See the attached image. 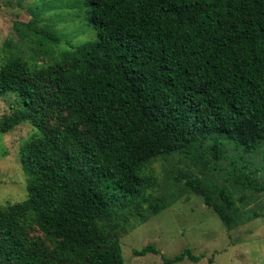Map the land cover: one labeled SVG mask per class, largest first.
<instances>
[{
  "label": "trees",
  "instance_id": "trees-1",
  "mask_svg": "<svg viewBox=\"0 0 264 264\" xmlns=\"http://www.w3.org/2000/svg\"><path fill=\"white\" fill-rule=\"evenodd\" d=\"M87 4L94 40L57 53L60 39L31 21L24 43L3 46L0 97L12 111L0 131L34 134L20 147L28 196L0 208V262L125 264L122 236L169 207L155 161L181 154L207 167L264 145V0ZM178 173L236 227L226 190ZM241 173L250 186L254 172Z\"/></svg>",
  "mask_w": 264,
  "mask_h": 264
},
{
  "label": "rangeland",
  "instance_id": "rangeland-1",
  "mask_svg": "<svg viewBox=\"0 0 264 264\" xmlns=\"http://www.w3.org/2000/svg\"><path fill=\"white\" fill-rule=\"evenodd\" d=\"M87 3L88 0H0V62L7 41H26V26L31 21L38 30H48L60 39L57 53L94 40L96 31L87 20ZM11 111L8 100L0 97V121ZM33 134L29 124L7 134L0 131V208L28 196L20 147ZM153 167L160 179L157 195L166 196L169 207L122 236L125 264H165L161 255L174 258L186 248L203 258L198 263L186 259L177 264H264V145L245 155L229 149L207 167L181 154L157 160ZM241 169L254 172L250 186L242 183ZM178 170L195 174L217 193L222 189L228 192L236 203L238 224L234 229H227L202 197L187 190ZM150 244L161 254L135 255V250Z\"/></svg>",
  "mask_w": 264,
  "mask_h": 264
}]
</instances>
